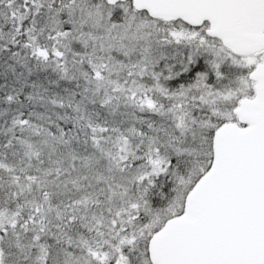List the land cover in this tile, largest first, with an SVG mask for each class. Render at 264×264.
Returning <instances> with one entry per match:
<instances>
[{"label":"snow or ice","instance_id":"6c2138e0","mask_svg":"<svg viewBox=\"0 0 264 264\" xmlns=\"http://www.w3.org/2000/svg\"><path fill=\"white\" fill-rule=\"evenodd\" d=\"M0 264H264V0H0Z\"/></svg>","mask_w":264,"mask_h":264}]
</instances>
